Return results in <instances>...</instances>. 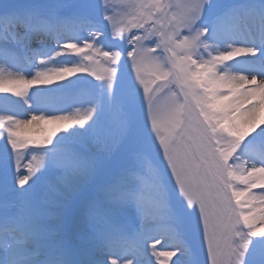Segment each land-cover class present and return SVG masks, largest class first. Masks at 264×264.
Here are the masks:
<instances>
[{
  "label": "snow or ice",
  "instance_id": "1",
  "mask_svg": "<svg viewBox=\"0 0 264 264\" xmlns=\"http://www.w3.org/2000/svg\"><path fill=\"white\" fill-rule=\"evenodd\" d=\"M0 94V264H264V0H0Z\"/></svg>",
  "mask_w": 264,
  "mask_h": 264
},
{
  "label": "bare ground",
  "instance_id": "2",
  "mask_svg": "<svg viewBox=\"0 0 264 264\" xmlns=\"http://www.w3.org/2000/svg\"><path fill=\"white\" fill-rule=\"evenodd\" d=\"M87 35V33H85ZM60 59H71L73 60L74 57L65 58L61 57ZM12 71V69H9ZM83 74H77L76 77H70L69 79H78V77ZM68 81H58L53 85H34L29 90V95H32L33 92H36L38 89H47V88H57L61 83H67ZM76 88L74 89H67L63 92H58L56 94V107L60 109L62 112L66 114H75L76 111L79 109L83 111L88 107L86 103V99H79L73 94L75 93ZM35 99V98H34ZM0 106H2L6 111H9L17 116H25L29 115L32 112V109H29L27 105L23 104L19 98L12 97L11 94H0ZM35 104L33 105V108ZM56 127L55 125H33L31 128L27 129L26 132L28 135L32 136L33 138H41L46 136V129H51ZM64 133H58L55 139H58L60 135ZM254 191L260 192L262 190L256 189ZM164 245H158V247H163ZM154 259V258H153ZM173 260L176 259L175 257L172 258Z\"/></svg>",
  "mask_w": 264,
  "mask_h": 264
},
{
  "label": "rangeland",
  "instance_id": "3",
  "mask_svg": "<svg viewBox=\"0 0 264 264\" xmlns=\"http://www.w3.org/2000/svg\"><path fill=\"white\" fill-rule=\"evenodd\" d=\"M79 57H74L73 60H78ZM128 71H131L130 69ZM83 75H86V74H83ZM132 75H134V71H132ZM87 80H90L92 81L93 83H99L98 81H95L93 77H86ZM73 96L77 97V98H82V99H87V97L84 95L82 89L80 88H77V90L75 91V93L73 94ZM28 162V158H25L23 161H22V167H21V170L25 171L26 170V164Z\"/></svg>",
  "mask_w": 264,
  "mask_h": 264
}]
</instances>
